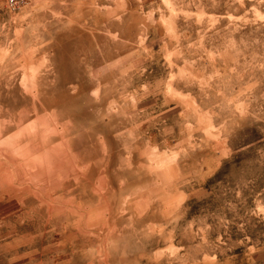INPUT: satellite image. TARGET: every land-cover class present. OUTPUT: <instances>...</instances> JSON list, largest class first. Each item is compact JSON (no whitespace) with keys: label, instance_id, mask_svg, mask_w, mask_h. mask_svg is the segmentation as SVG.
I'll return each instance as SVG.
<instances>
[{"label":"rangeland","instance_id":"obj_1","mask_svg":"<svg viewBox=\"0 0 264 264\" xmlns=\"http://www.w3.org/2000/svg\"><path fill=\"white\" fill-rule=\"evenodd\" d=\"M0 264H264V0H0Z\"/></svg>","mask_w":264,"mask_h":264},{"label":"built area","instance_id":"obj_2","mask_svg":"<svg viewBox=\"0 0 264 264\" xmlns=\"http://www.w3.org/2000/svg\"><path fill=\"white\" fill-rule=\"evenodd\" d=\"M30 1L31 0H5L8 11L13 14L19 12Z\"/></svg>","mask_w":264,"mask_h":264}]
</instances>
